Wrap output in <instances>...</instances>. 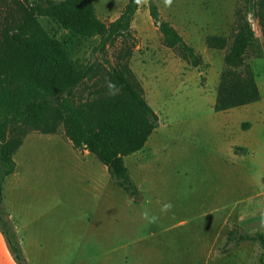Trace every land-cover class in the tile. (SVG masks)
Returning a JSON list of instances; mask_svg holds the SVG:
<instances>
[{"label":"rangeland","instance_id":"1","mask_svg":"<svg viewBox=\"0 0 264 264\" xmlns=\"http://www.w3.org/2000/svg\"><path fill=\"white\" fill-rule=\"evenodd\" d=\"M92 1L106 23L118 19L127 4V0ZM149 1L141 3L130 36L113 41L105 53L96 51L98 36L83 38L40 18L76 66L89 62L107 70L129 66L158 122L145 147L127 159L141 195L135 200L130 196L129 202L140 206H123V195L128 196L117 185L120 192L111 197L104 231L95 226L85 241L72 239L71 218L78 219V211L62 206L42 220H33L51 204L52 199L44 196L48 192H70L87 184L75 169L72 173L57 169L62 129L56 135L28 134L15 155L18 173L7 177L6 196L3 192L25 264H45L41 256L62 253L77 254L79 264L84 257L92 258L89 264H115L124 255L129 264H260L263 250L258 244L227 245V236L234 226L264 233V8H254L245 0H172L170 5L153 0L162 18L202 58L195 68L165 47L150 16ZM239 20L248 23L252 36L246 65L238 72L253 73L260 99L219 111L216 103L226 52L208 49L206 38L223 36L232 42ZM97 84L87 82L78 95L86 97L103 83ZM67 194L63 199H71ZM121 222L128 224L127 230L118 235ZM41 241L49 243L47 253L41 250ZM136 247L140 253L132 254Z\"/></svg>","mask_w":264,"mask_h":264},{"label":"trees","instance_id":"2","mask_svg":"<svg viewBox=\"0 0 264 264\" xmlns=\"http://www.w3.org/2000/svg\"><path fill=\"white\" fill-rule=\"evenodd\" d=\"M144 0H127L122 14L106 23L96 14L92 0H0V231L17 264H25L19 240L3 205L6 178L15 173L16 153L31 131L64 137L75 149L87 150L104 164L117 184L130 196L138 194L125 158L140 152L156 129L158 116L144 98L141 86L127 65L107 70L89 62L76 66L67 49L40 23L49 18L83 38L98 36L96 51L104 52L119 38L130 36L132 22ZM264 8V0H245ZM150 16L165 47L192 67L202 58L180 33L165 21L159 7L149 1ZM232 40L208 36V49L225 51L216 110L241 107L260 99L253 73L244 67L252 32L239 20ZM102 82L84 97L78 90L87 82ZM256 243L263 250L264 233H248L234 226L227 245Z\"/></svg>","mask_w":264,"mask_h":264},{"label":"crops","instance_id":"3","mask_svg":"<svg viewBox=\"0 0 264 264\" xmlns=\"http://www.w3.org/2000/svg\"><path fill=\"white\" fill-rule=\"evenodd\" d=\"M59 139H60V142L58 143V145H59V148L63 149V151L60 152L59 157L56 158V165L58 166L57 169L60 168L64 172L70 171L71 173L73 169H75L78 173H80V175L78 176L79 179L83 180L84 184H87V187L84 188L83 186H81L82 188L80 189L77 188L76 190L70 191V192L66 190L48 192V196L47 195H44V196L52 199L51 204L47 208L46 206H44V209L41 210L40 214H34L33 220L35 218L37 220L41 218L42 220L48 213L50 212L52 213V211L55 208H61L62 206L69 208V210H74L76 212L78 211L80 212L79 213L80 216H78V219L71 218V224H72V230H73L72 239L73 241H76L77 239H81L82 241H85L88 235V231L94 229L95 226L96 227L102 226V231H104L105 215L108 216V213H109L108 211L110 210L111 197H114V194H117L118 192H120V190L119 188H117L118 184L111 177L108 171V168L104 164H102L93 154H91L87 150L81 151V150L75 149L72 142L66 139L65 137L63 139L61 138ZM22 147H24V143ZM22 147L20 149H22ZM136 154L137 153L133 155H136ZM131 156H128L125 158L126 165H127V159ZM14 160H15V157H14ZM17 173H18V170L15 171V173H13L14 177L16 176ZM61 180H62V177H61ZM6 185H7V181H5L4 190H3V192L5 191V196H6ZM234 188H236V186ZM151 192H154V190ZM67 193H69L71 199H63V198H67V195H68ZM81 196H88L89 200H87L85 203L79 198ZM127 196L128 197L126 198V195H123V198H122L123 206L125 204V206L127 205V207L131 209L137 208L140 206V205L132 204L131 202H129L130 195L127 194ZM136 196L141 197V195L139 194V191ZM136 196H131V197H133L135 200L139 198V197L135 198ZM8 204L9 206L12 205V201H9ZM10 218L14 219V215L12 213L10 214ZM108 222L109 221H106L107 232L109 229ZM204 223H203V227H205ZM127 225L128 224L125 222L118 223L117 234L118 235L125 234L126 232H124V230L126 229ZM106 235L109 236V233H106ZM48 245L49 243L45 244L44 242L42 243L41 241V250L43 249L44 252L47 253L46 248H48ZM135 245H138V243H136ZM134 250L135 251H133L132 254L140 253L138 252L137 247L134 248ZM109 255H110L111 260L115 261V259H112L114 258V256L112 254H109ZM78 259L79 258L77 254L71 255L68 253L54 254L50 256H47V255L41 256V262L42 261L47 262L45 264H48L49 263L48 261H51L52 264H79ZM80 260L82 262L81 264H89L88 262H90L92 258L84 257V259H80ZM117 261L118 262H116L115 264H129L125 255L123 256V258L117 259ZM0 264H17V262L15 261V258L9 251L6 240L4 236L2 235L1 231H0Z\"/></svg>","mask_w":264,"mask_h":264},{"label":"clouds","instance_id":"4","mask_svg":"<svg viewBox=\"0 0 264 264\" xmlns=\"http://www.w3.org/2000/svg\"><path fill=\"white\" fill-rule=\"evenodd\" d=\"M166 4H171L172 0H165ZM168 207H170V205H165V209H167Z\"/></svg>","mask_w":264,"mask_h":264},{"label":"water","instance_id":"5","mask_svg":"<svg viewBox=\"0 0 264 264\" xmlns=\"http://www.w3.org/2000/svg\"><path fill=\"white\" fill-rule=\"evenodd\" d=\"M139 196H136L135 198H138Z\"/></svg>","mask_w":264,"mask_h":264}]
</instances>
